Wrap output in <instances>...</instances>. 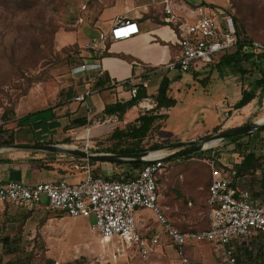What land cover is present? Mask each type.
<instances>
[{"label": "crops", "instance_id": "crops-1", "mask_svg": "<svg viewBox=\"0 0 264 264\" xmlns=\"http://www.w3.org/2000/svg\"><path fill=\"white\" fill-rule=\"evenodd\" d=\"M198 2H201V0H174L173 9L178 16L192 22V20H195V17H193L194 4ZM163 16V7L158 0H108L93 26L81 25L73 31L59 32L56 35V45L59 48L77 45L79 57L82 60L81 65L96 63L99 65V69L82 72L84 76L90 79V82L88 81L85 85H81L77 92L72 90L76 95L71 99L66 95L65 100L60 104H54V100L59 98L61 91L59 88L57 90L49 86H47V96L46 94L41 96L38 102L30 100L27 108L24 106V110L28 109V112L23 117L29 119V124L25 125L26 128L22 130V134L18 135L19 143L16 144H58L67 146L69 143L67 144L66 140L70 139V144L75 141H81L80 143H83L81 148H83L87 141L93 142L90 140L91 138L110 133L111 130L109 128L101 127L102 124L110 120L117 122L119 120L116 117L104 118L103 111L108 104L126 102L133 97L130 87L121 83L131 77L142 80L146 76L148 86L144 89L147 97L140 101L137 106L127 111L123 117V122H119L125 125L155 107L154 95L157 93L156 91L164 76L172 80L170 92L172 97L177 100V105L169 110H162L163 113L168 114L167 126L161 128L156 136L157 140L162 142H170L173 139L171 136L162 140V135H164L170 125L171 117L178 111L191 110L190 112L193 116L191 114L188 116H191L192 118H190L194 120L198 113L200 117L205 119L211 116H214L215 119L218 118V121H214L209 129L203 127L206 130L198 135L203 136L212 133L214 128L220 125L224 129L231 127L233 122L230 124L222 123L228 113H232L233 116H244L249 115L254 106L258 104L264 106V99L256 98L242 109H234V105L240 100L243 91V86L241 82L236 80L237 78L230 81L226 77L217 79L213 75L207 81L208 83L205 85L202 94H200V91H197V85H201L199 82L201 73H190V76L187 77L184 76L186 73L175 71H168L167 74H164L162 71L164 70L163 65L177 54L178 49L174 32L163 23ZM118 19L136 23L140 30L139 34L124 41L113 42L109 45L108 51L103 53L87 48L92 38H97L101 32H110ZM165 34H171L172 36L166 37ZM104 53L107 55H103ZM194 74L198 75L195 77ZM101 77L106 79L107 83L102 88H94L95 81ZM202 85L204 84L202 83ZM85 92L88 93L85 100L82 102L76 101V97L85 94ZM184 94L185 96L183 97ZM205 97H208V99ZM186 98V104L181 105L183 103L182 100ZM36 103H41L42 106L37 108L35 106ZM79 117H86L88 122L92 124L86 129L89 131L88 133H85L84 130L86 125H73V121ZM75 132H81L79 138L73 137ZM238 143L242 145L241 151H237L235 144H231L228 150L230 155L224 160L220 158V165L238 172L236 166L243 163L244 154L253 152L257 158H260L261 166L251 174L237 175L235 184L240 188L248 189L254 200L264 199V131L247 135L240 139ZM24 151L26 150L12 149L0 152L7 153L0 156V160H3L0 162V181L12 180L36 183L60 179L67 180L66 177L60 175L55 179L54 175H50L47 176V180H43L42 171L44 168L41 167L40 163L34 161L41 160L44 156L32 154L31 152L33 151ZM175 163L180 164V160ZM100 167L107 175H118V171L121 169L124 172L134 171L137 173L141 168H132L128 164L118 165L113 163H102ZM199 167L204 169L200 173L189 170L186 184H180L179 186L181 199L185 202L187 201L188 206L178 203L180 200L178 199V201L173 203L171 212H166L162 203L164 196L158 191L162 210L166 216L168 213L169 216L167 218L180 231L203 230L209 226L207 217L205 227L197 229L192 226L184 229V225L180 220L183 217L184 220L187 219V222L190 221L188 220L191 217L190 215L200 214L198 212L201 207L203 205L206 206L204 201H206L208 196L211 172L208 165V168L201 164ZM48 171L52 174L57 173L53 169H48ZM203 176V180L206 182L199 184L196 178ZM71 182L73 181L71 180ZM175 197L177 198V196ZM44 208H46L44 202L42 205L40 204L33 208L18 207L9 203L0 205V237L10 233L15 234L18 238L30 239L33 236V232L37 231V220L43 216ZM184 209L187 212H184ZM181 214L183 215L180 216ZM185 215H187V218ZM135 218L138 229L142 234H153L159 229L158 224L154 221L153 215L149 211L137 210ZM49 220L50 218L47 215V222ZM188 223L193 224V222ZM164 239H161L163 245L167 243ZM2 248L3 243L0 241V249ZM164 249L163 246L161 250ZM168 250L173 249H165V251ZM236 251L239 254V264L263 263L264 256L259 251L264 252V235L257 234L237 243ZM184 252L189 262L191 256H193L198 264H224L218 252L210 244H188L185 246ZM249 253L253 257H249Z\"/></svg>", "mask_w": 264, "mask_h": 264}, {"label": "rangeland", "instance_id": "rangeland-1", "mask_svg": "<svg viewBox=\"0 0 264 264\" xmlns=\"http://www.w3.org/2000/svg\"><path fill=\"white\" fill-rule=\"evenodd\" d=\"M201 2L223 8L233 19H237V22L234 21L239 30L243 29V34L264 43V0H201ZM106 3L108 0H0V146L9 140L13 141V144L19 143L18 135L26 128L18 124V120L28 112V109L24 110V106L27 108L30 100L38 102V99L47 93V86L57 90L59 88L61 92L59 98L54 100V104H60L70 90L77 92L81 85L90 82L82 72L75 71L82 63L78 46L59 48L56 45V35L61 31H73L81 25L93 26ZM162 71L164 74L168 73L166 70ZM213 75L217 79L226 77L230 81L236 78L230 74L221 77L217 66L206 68L199 75L201 85H197V91H200V94ZM184 76H190V73ZM236 80L241 82L238 78ZM241 84L246 88L245 84L242 82ZM182 101L181 105L186 104L187 98ZM35 106L40 108L42 105L36 103ZM190 111H178L171 117L170 125L162 135V140L172 136L170 142L157 140V132L147 146L155 142L166 145L159 150L166 156L180 150L181 147L178 146L181 143L199 141L210 135L261 120L264 116V106L261 104L254 106L249 115L233 116L232 113H228L222 123L233 122L231 127L224 129L220 125L217 126L220 130L216 133L215 127L212 133L198 136L206 130L203 127L209 129L218 118L211 116L205 119L198 113L194 120L191 119L193 115ZM190 114L191 116H188ZM119 122L110 120L102 124L101 127H107L111 132L91 138L93 142H90V145L93 148L98 145H110L105 139L114 129L126 126ZM90 125L92 124L87 119L85 133L89 132L86 129ZM80 133L75 132L73 137L79 138ZM80 142L75 141L67 146L84 150L81 148L83 143ZM230 146V143L221 141L205 150V153L175 158L167 162L159 178V193L164 196L162 202L164 210L171 212L173 203L178 199H180L178 203L188 206V202L181 199L179 186L186 184L189 170L200 173L204 169L199 167L200 164L207 167L205 161L212 150L218 152L220 158L224 160L230 155L228 152ZM3 154L7 153H0V156ZM36 155L44 156L40 163L45 169L42 171L43 180H47V176L50 175H54V179L60 175L66 177L68 181L78 182L87 170L94 175L117 177L116 174L104 173L100 167L101 162L90 164L88 161L61 154L50 156L39 152ZM177 160H180V164L175 163ZM47 168L57 173L52 174ZM118 172L121 174L124 171L121 169ZM196 179L199 184L206 182L203 180L204 176ZM198 213L200 214L190 215L188 219L190 220L188 222L193 224L188 223L183 217L180 218L184 229L191 226L196 229L205 227L206 217L208 218L206 206L203 205ZM47 215L50 218L48 222ZM185 217L187 218V215ZM40 218L37 220V231L33 232L30 239L18 238L10 233L0 237L3 243V248L0 249V264H182L173 250H160L148 260H143L135 250L124 247L118 239L104 241L100 234L91 229V223H95L94 217H91L89 222L82 217H68L64 213L44 208L43 216ZM259 253L264 256V252ZM188 264L198 262L191 256Z\"/></svg>", "mask_w": 264, "mask_h": 264}, {"label": "built area", "instance_id": "built-area-1", "mask_svg": "<svg viewBox=\"0 0 264 264\" xmlns=\"http://www.w3.org/2000/svg\"><path fill=\"white\" fill-rule=\"evenodd\" d=\"M158 1L164 11L163 23L174 32L178 49L177 54L163 65L166 71L201 73L206 68L215 67L220 56L234 52L244 37L239 35L233 17L221 7L195 3V20L191 22L175 13L174 0ZM139 32L136 23L118 19L110 32H101L97 38H92L87 48L103 53L113 42L127 40ZM249 46L256 55L264 54V43L253 40ZM97 69L99 65L92 63L79 65L75 71ZM121 83L130 87L133 96L138 84L144 88L148 86L146 78L131 77ZM87 94L77 96L76 101H84ZM91 147L87 141L83 149L88 151ZM205 162L210 168L211 182L204 201L209 226L203 230L180 231L162 210L159 178L166 163L161 160L145 163L137 173L121 172L115 178L96 176L87 170L78 182L64 179L36 183L0 181V205L9 203L33 208L44 202L46 209L68 217L87 220L94 217L91 229L104 241L118 239L143 260H148L164 246L165 249L172 248L182 264H188L184 252L186 245L210 244L224 264H239L236 244L257 234L264 235V199L254 200L248 189L235 184L237 172L220 165L218 152L210 151ZM137 210L149 211L159 229L153 234H142L135 218ZM163 238L167 242L165 245Z\"/></svg>", "mask_w": 264, "mask_h": 264}, {"label": "trees", "instance_id": "trees-1", "mask_svg": "<svg viewBox=\"0 0 264 264\" xmlns=\"http://www.w3.org/2000/svg\"><path fill=\"white\" fill-rule=\"evenodd\" d=\"M237 22V19L234 18ZM243 29L239 30V35H242L240 41L234 52L224 54L220 56L217 64L219 75L225 76L230 74L238 78L246 88H243L240 100L234 105V109H242L247 106L256 98L260 100L264 99V54L256 55L253 53L249 46L250 41L254 39L243 34ZM256 41V40H255ZM103 55H107L104 53ZM102 56V55H101ZM198 74H194L196 77ZM144 79L146 76L143 77ZM172 80L167 76H164L159 84L157 93L154 95L156 102L155 107L147 110L141 114L134 121L126 124L125 128H116L114 131L105 139L110 142V145H98L96 148H89L88 151L97 153H114V154H138L147 151H158L163 149L166 145L155 142L149 146L147 143L161 128L167 126L168 114L163 113L162 110H169L177 105V100L170 96ZM107 83L106 79L97 78L94 83V88H102ZM146 90L140 84L136 86V94L126 102H116L105 106L103 111V117H116L119 121L123 120L124 115L128 110L137 106L140 101L147 97ZM76 94L70 90L67 93L69 99L73 98ZM62 103V102H59ZM20 126L29 124L28 118H21L18 120ZM87 124L86 117H79L73 121L75 126H85ZM220 130L216 127L214 133ZM261 129L260 131H262ZM247 135L238 136L230 139L223 140L226 143L235 144L236 150L241 151L242 145L238 143L240 139ZM67 144L71 143L70 139L66 140ZM3 144H13V141L4 142ZM39 152H32L36 154ZM205 151L197 153L201 154ZM50 156H55L53 153H46ZM194 154V155H197ZM192 156V155H190ZM72 157V156H71ZM188 157V156H187ZM75 158V157H74ZM243 163L237 165V175L242 176L244 174H251L261 166L260 158H257L253 152L245 153L243 156ZM78 159V158H77ZM180 159V158H177ZM80 160V159H78ZM3 160H0V162ZM34 162L42 163L41 160H35ZM90 164L97 163L96 161H88ZM123 165V164H118ZM132 168L142 167V163H130L128 164ZM98 176V175H96ZM249 257H253L252 254H248ZM259 257V256H257ZM261 264H264L261 263Z\"/></svg>", "mask_w": 264, "mask_h": 264}, {"label": "water", "instance_id": "water-1", "mask_svg": "<svg viewBox=\"0 0 264 264\" xmlns=\"http://www.w3.org/2000/svg\"><path fill=\"white\" fill-rule=\"evenodd\" d=\"M261 129H264V121L258 120L221 133L210 135L199 141L181 143L178 146L181 147L180 150L174 151L171 154H168L166 156L157 159H149V155L156 151H152V152L147 151L138 154L97 153L87 150L73 149V148H69L68 146L58 145V144L20 145L14 143V144L1 145L0 152L5 150L20 149V150L33 151V152L67 155L84 161H96L101 163H113V164H130V163L145 164L155 160H161L164 163H167L175 158H181L203 152L207 149H210L214 144L221 142L223 140L257 133Z\"/></svg>", "mask_w": 264, "mask_h": 264}, {"label": "bare ground", "instance_id": "bare-ground-1", "mask_svg": "<svg viewBox=\"0 0 264 264\" xmlns=\"http://www.w3.org/2000/svg\"><path fill=\"white\" fill-rule=\"evenodd\" d=\"M259 121H264V116ZM163 156H165V155H162V151H156V152H153L149 155V159H157V158H161Z\"/></svg>", "mask_w": 264, "mask_h": 264}]
</instances>
